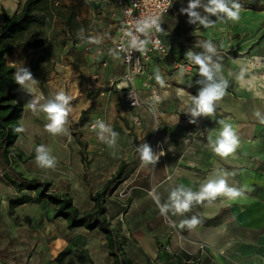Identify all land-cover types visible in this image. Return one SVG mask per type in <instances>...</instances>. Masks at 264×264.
<instances>
[{
	"label": "crops",
	"instance_id": "obj_1",
	"mask_svg": "<svg viewBox=\"0 0 264 264\" xmlns=\"http://www.w3.org/2000/svg\"><path fill=\"white\" fill-rule=\"evenodd\" d=\"M23 1L0 0V23L3 22L4 13L10 16L18 11ZM57 2L73 4L76 20L80 23L78 33L84 29L88 33L86 38L76 42L75 49L82 55L74 56L76 62L72 68L76 77L82 72L91 73L87 86L92 88L94 93L98 91V102L89 110L90 121L104 113L107 125L113 132L118 133L115 138L111 133H104V142L98 139L97 134L93 135L90 158L87 152V160L91 161L90 168L87 167V176L91 172V167L96 174L93 182L88 183L87 177L84 179L86 168L82 164L80 175L81 180L87 182L84 183L86 190L82 196L83 199L87 196L89 205L83 207L80 201L72 200L73 204L81 211L92 208L90 193L100 190L115 174L121 163V174L110 184L105 196V217L115 230L121 251L130 264H264V256H261L264 254V165H256L264 163V153L250 154L247 146L245 148L244 144L239 142L237 148L241 154L236 150L235 153L222 158L212 151L210 141L196 144L191 130L190 132L177 130L179 125L196 123L193 115H183L195 107L193 102L191 106L185 103L189 97L193 98L196 95L172 85L171 81L187 85L197 93L199 88L203 89L206 86L208 82L200 75L199 66L190 62L186 54L189 51L196 54L204 53L202 40H217L216 35L221 33V23L211 20L213 23L207 28L201 25L199 19L190 23L187 13L181 12V9L186 7L177 0L173 1L171 10L161 18L160 26L163 31L159 34L169 43V52L163 61H154L148 66L147 70L153 75L151 87L142 86V76L134 79L139 96L150 103L157 116L155 122L151 112L146 108L128 106L118 97L116 91L109 97L104 94L108 88L109 78L119 77L126 69L121 55L113 47L117 35V23L111 15L116 10L114 2L112 0H57ZM54 27L61 29L63 26L62 23H59V26L54 23ZM24 54L28 57L25 58ZM32 55L33 49L17 47L9 55L13 57L10 64L17 69L19 64L24 62L29 64ZM222 57L213 56L212 59L215 62ZM183 63L188 64V69L177 68L178 64ZM58 64L62 66L61 63H56L55 70L47 81L40 84L33 78L37 81L34 89H38L37 86H51L53 81L51 77L56 79L55 76H59L64 81L63 72L67 70L59 72ZM157 70L165 82L163 87L155 79ZM243 72V66L240 64L235 78L239 88H243L241 78ZM220 73L217 74V79L226 75L222 69ZM153 86L160 96L156 102L151 97ZM176 95L181 98L180 102L174 101ZM262 97L264 95L237 96L230 89H226L224 96L214 102L215 110L221 114L219 119L229 124L234 123L235 127L243 129L248 124L256 126L262 124L261 118L264 117ZM176 104L179 105L178 109L184 111L175 113ZM257 112L260 113L259 117L256 115ZM213 132L217 134L211 135ZM218 135L219 131L211 130V141L214 142ZM113 139L114 143L110 144ZM144 144L150 147L152 153L156 150L158 159H155L153 164L144 163L140 157V149ZM248 154L259 161H253ZM220 177L226 179L229 187L243 189V195L236 199L218 195L211 202L207 199L199 203L193 202L191 209L183 214L174 213L175 210L171 206L164 214L161 213L156 197L159 198L160 206L170 205L169 195L174 188L183 185L193 192H199L201 185L208 179L215 180ZM4 185L12 187L0 180V204L4 196ZM18 197L14 196L10 200ZM36 216H40L38 220L44 225L48 220L62 219L60 217L50 219L52 216L50 213H40ZM193 216L200 221L196 226L181 227L182 221L190 220ZM169 219L174 224H180L177 231L172 229L168 223ZM62 220L65 225L63 231H58L54 235L60 243L57 251L54 250L55 254L49 252V245H42L47 255L40 263L30 256L28 264L30 261L33 264H70L71 260L74 261L73 264L112 262V257L108 254L106 237L101 231L83 227L68 229L65 220ZM199 244H204L205 249L201 250ZM60 252L67 254L61 260H56ZM0 264L10 263L0 260Z\"/></svg>",
	"mask_w": 264,
	"mask_h": 264
},
{
	"label": "rangeland",
	"instance_id": "obj_2",
	"mask_svg": "<svg viewBox=\"0 0 264 264\" xmlns=\"http://www.w3.org/2000/svg\"><path fill=\"white\" fill-rule=\"evenodd\" d=\"M177 1L182 6L188 7L189 0ZM245 1L251 4L264 3V0ZM201 3H206V0H201ZM195 11L200 14L201 18L207 16V19L211 20L213 17L205 13L203 8H197ZM239 16V21H232L226 15L214 20L216 23H221V33L216 35L217 40L210 39L209 41L216 47L217 54L214 56H223L215 60V62L221 64V69L226 74L223 77V79L228 81L226 89H230L237 96L252 97L253 95H264V59H262L264 58V12L240 9ZM54 23L59 26L61 22L59 19H54L49 27L44 28L46 42L38 49H33L29 64L26 62L19 64L17 69L13 66L15 72L20 68L27 70L30 68L31 72L33 64L36 72L42 73L43 76L48 78L54 72L56 63L62 64V66L60 64L57 65L59 72L67 70L63 72L65 74V77H63L64 81L59 76H55L56 79L51 77V80H53L51 86H37L38 89L28 91L18 85L16 99L23 106V115L19 120V124L24 131L20 132L14 150L20 149L24 155L21 160L16 162V166L29 177L49 181L51 183L50 190L67 192L72 200L80 201L82 206L86 207L89 205V201L87 196L84 199L82 196V193L86 190L84 183L93 182V177L96 173L92 171L93 167H91L87 182L83 179L81 180L80 175L83 165L80 162L79 151L81 146L78 142L85 144L88 158H90L92 153L90 144L92 143L93 135L97 134L99 130L89 129V125L95 119L94 117L90 121L89 110L98 102V91L94 93L93 89L87 86L91 73L82 72L80 76L76 77L75 70L72 67H75L76 62L74 56L77 54V56L82 55L79 54L80 51L75 49L76 42L86 38L88 33L85 29L83 32L81 30L75 34L64 27L56 29ZM207 41V39L202 40L203 44L207 43ZM83 53L87 52L83 51ZM10 57H6L9 64L13 59V57L11 59ZM24 57L26 58L28 55L24 54ZM240 64H242L244 69L242 76L243 88H239L235 83ZM218 74L220 75L221 73L219 72ZM61 89L72 97L70 102L71 111L64 125L66 131L53 135L45 129V125L49 121L46 119L45 113L39 109L47 100L53 99L54 95ZM34 100L38 101L36 111L27 106ZM174 101L180 102L181 98L176 95ZM189 101L190 103H188ZM191 102L192 98L189 97L185 104H190L188 106H191ZM175 106V113L184 111L178 109V104ZM194 108L190 109V112L186 111L188 113L183 115L192 116ZM220 116L221 114L217 110H214L212 116L195 115L196 123L193 125H179L177 130L179 132H190L191 130L196 139V144L206 143L212 140L210 138L211 130L220 131L222 127L218 124V121L221 120L219 119ZM231 125L238 141L240 139L239 142H242L245 148L247 146V150L251 152L250 154L264 153V122L256 126L248 124L243 129L235 127L234 123H231ZM212 134L217 133L213 132ZM39 145H44L50 150V154L56 158L55 167L42 168L37 164L36 148ZM236 150L239 151L238 148ZM239 153L241 154L240 151ZM249 157L255 162L259 161L253 155H249ZM90 163L91 161H89L88 168L91 166ZM256 165H264V163H256ZM3 189L4 196L0 204V260L7 261L10 264H28L29 257L33 256L36 262L40 263L43 257L47 255V252L41 247L42 245H49V252L55 254L60 243L59 239L54 237V235L58 231H63L65 227L64 221L62 219L56 221L48 220L45 222L46 225H44L42 221L38 220L40 216H36V214L40 213H50L52 215L50 219L56 218L53 216V205L47 200H42L40 202H28L21 207L11 208L9 205L10 198L21 196L23 193L16 194L13 187L5 185ZM24 192L30 196H35L34 191L27 190ZM261 256H264V254H261ZM29 263L33 264L32 261ZM73 263L74 261L71 260L70 264Z\"/></svg>",
	"mask_w": 264,
	"mask_h": 264
},
{
	"label": "trees",
	"instance_id": "obj_3",
	"mask_svg": "<svg viewBox=\"0 0 264 264\" xmlns=\"http://www.w3.org/2000/svg\"><path fill=\"white\" fill-rule=\"evenodd\" d=\"M21 1V0H18ZM239 4L240 9H251L252 11H264V3H248L245 0H232ZM207 3V0H206ZM231 7V4L229 5ZM235 10V9H233ZM223 17L224 13L218 14ZM54 19H59L63 27L71 33H78L80 23L76 20L75 6L73 4H60L57 0H24L18 11L10 16L3 14V22L0 23V180L13 187L16 192L31 190L35 196L25 194L9 201L11 208L28 202H40L47 200L53 205L54 217L65 220L68 229L86 228L89 230L98 229L107 240L108 254L112 257L110 264H130L121 251V245L115 230L110 226L105 217V196L110 184L121 174V167L104 184V186L90 193L93 207L89 211L79 210L67 192H55L50 190L51 183L36 177L25 175L16 166V162L21 160L24 153L22 150H14L15 142L18 138L20 128L19 120L23 115V106L16 99L18 85L14 80L15 68L9 64L6 57L9 56L16 47L38 49L46 42L44 28L53 23ZM219 19L213 16L211 20ZM32 77L38 82L47 81L48 77L35 71L32 64ZM172 85L184 88L185 90L198 95L187 85H180L171 81ZM80 148L81 162L86 168L84 179L87 177V152L85 144L78 142ZM67 252H60L56 260H61Z\"/></svg>",
	"mask_w": 264,
	"mask_h": 264
},
{
	"label": "clouds",
	"instance_id": "obj_4",
	"mask_svg": "<svg viewBox=\"0 0 264 264\" xmlns=\"http://www.w3.org/2000/svg\"><path fill=\"white\" fill-rule=\"evenodd\" d=\"M231 4V7L229 5ZM197 8H203L205 13H208L212 16L219 17L218 14L224 13L227 18L232 21H239L240 16V8L239 4L233 3L232 0H207V3H201V0H189L188 7L182 8L181 12L187 13L190 17L189 22L194 23L196 19L200 20L201 25L204 27H209L213 23V21L207 19V16L201 18L200 14L195 11ZM235 9V11H233ZM158 17H152L148 20L138 22L137 30L144 32L147 28L154 26L156 31H163L161 28ZM127 35H131L128 33ZM96 42V41H93ZM146 44V41H141L140 46ZM132 46L137 47L135 37L132 40ZM205 52L196 54L189 51L186 54L187 59L199 66V72L202 77L208 82L206 86L201 89L196 97L192 98V102L195 105L193 110V115L204 114L207 116H212L215 110V101H219L225 94V90L228 87V81L220 77L217 79V74L221 71V64L214 62L212 57L216 55V47L213 45L211 41H207L204 44ZM143 51V48L141 47ZM242 78V74H241ZM155 79L161 87L164 86V80L159 72L156 71ZM14 80L17 84L27 89L28 91H34V85L37 83L32 77V74L29 70L25 68H20L14 73ZM117 87H121V85H117ZM180 92L182 90H179ZM72 97L61 89L55 95L53 99L47 100L46 103L41 105L40 109L45 113L46 119L49 121L45 125V129L53 134H60L66 131L64 125L67 122V117L71 111L70 102ZM156 100H159V97H156ZM37 100L30 102L27 106L36 111ZM256 115L259 117L260 113L257 112ZM261 122H264V117L261 118ZM218 123L222 126L219 135L216 137L215 141H210V146L212 151L222 157L226 158L229 155L235 153L239 141L233 130L231 124L226 123L224 120L218 121ZM98 129L97 132L98 139L101 142H104L105 137L104 133H111L112 137L115 138L118 133L113 132L109 125H106L103 120H97L93 125V130ZM17 132L24 131L23 128H17ZM114 143L113 141L109 142ZM163 155V153H161ZM140 157L142 161L146 164H153L155 159L158 157H154L150 147L147 144L142 145L140 149ZM36 162L42 168H53L56 165V158L50 154V150L47 149L44 145H39L36 148ZM227 175V174H225ZM218 195H225L231 199H236L243 195V189L237 190L234 187H229L226 179L220 177L215 180L208 179L204 184L201 185L199 192H193L191 189L185 188L183 185L174 188L169 195V204H165L164 206H160L159 198L156 197V202L160 207V211L164 214L168 208L171 206L175 211L174 213L183 214L186 211L191 209L193 202H203L204 200L215 199ZM200 221L196 216H193L190 220H184L181 222V227L187 225L188 227L196 226Z\"/></svg>",
	"mask_w": 264,
	"mask_h": 264
},
{
	"label": "built area",
	"instance_id": "obj_5",
	"mask_svg": "<svg viewBox=\"0 0 264 264\" xmlns=\"http://www.w3.org/2000/svg\"><path fill=\"white\" fill-rule=\"evenodd\" d=\"M116 6V10L111 13L117 23V35L114 42V50L118 52L125 64V71L119 77H112L108 80V88L105 95L109 97L113 91H116L118 97L128 106H142L151 112L154 121L157 116L153 112L152 106L147 100L142 99L137 88L134 85V79L142 76V86L151 87L152 72L147 68L152 62H161L165 59L169 52V43L156 31L154 26L147 28L144 32L138 31V22L148 20L152 17H158L160 24L163 18L172 8L174 0H112ZM130 33L131 35H127ZM135 37L137 47L132 46V40ZM141 41L146 44L140 46ZM143 48V51L141 50ZM179 69H188V64H178ZM121 85V87H117ZM151 97L156 102V97L160 96L155 88L152 87ZM97 120H103L105 124L106 116L100 113L89 125V129L93 130V125ZM98 130V129H96ZM159 147V144L158 146ZM160 152V151H159ZM153 156L157 157L156 150ZM168 223L177 231L180 224H174L170 219ZM201 250L205 249L204 244H199Z\"/></svg>",
	"mask_w": 264,
	"mask_h": 264
}]
</instances>
